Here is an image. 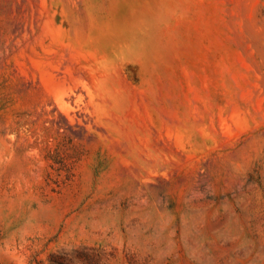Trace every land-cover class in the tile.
Instances as JSON below:
<instances>
[{
  "label": "rangeland",
  "instance_id": "rangeland-1",
  "mask_svg": "<svg viewBox=\"0 0 264 264\" xmlns=\"http://www.w3.org/2000/svg\"><path fill=\"white\" fill-rule=\"evenodd\" d=\"M0 264H264V0H0Z\"/></svg>",
  "mask_w": 264,
  "mask_h": 264
}]
</instances>
